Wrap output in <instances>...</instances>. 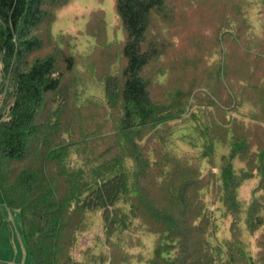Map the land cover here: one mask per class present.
<instances>
[{
  "label": "trees",
  "instance_id": "trees-1",
  "mask_svg": "<svg viewBox=\"0 0 264 264\" xmlns=\"http://www.w3.org/2000/svg\"><path fill=\"white\" fill-rule=\"evenodd\" d=\"M70 1L0 0V230L18 211L34 264H264V0H115L125 40L85 70L50 32Z\"/></svg>",
  "mask_w": 264,
  "mask_h": 264
},
{
  "label": "rangeland",
  "instance_id": "rangeland-1",
  "mask_svg": "<svg viewBox=\"0 0 264 264\" xmlns=\"http://www.w3.org/2000/svg\"><path fill=\"white\" fill-rule=\"evenodd\" d=\"M103 12V31L97 34V30L90 29L91 17L93 12ZM51 35L58 39L60 46H65L63 41H60V37L64 36L67 40V44L71 53L77 58L78 65L85 70V66L91 63L92 59L99 55L101 52L103 55L106 54L108 48L109 54L114 50L115 55L118 54L119 45L125 40L123 26L118 21V15L115 9V0H71L67 5L58 9L56 12V18L51 25ZM103 39V41H102ZM114 48V49H113ZM120 55L114 58L112 62L113 66H117ZM3 82L0 77V114L5 110V98L6 93L2 89ZM67 84H70L67 82ZM86 97H102L101 88L90 87L86 92ZM254 128V127H252ZM251 128V129H252ZM189 130L188 125H179L178 133L171 137L173 148H177L181 151H187L191 147L189 144L184 143V136L186 131ZM253 131V130H252ZM219 156L223 154L222 149L218 150ZM263 156L264 153H261ZM243 164L239 161L234 162L236 170L243 168ZM215 171V168H213ZM257 180L246 182L239 191V198L250 202L251 191L256 185ZM207 202L211 211L215 210V206L212 204L213 199L211 196L206 195ZM4 214L7 217V221L4 224V229L9 230L11 235L10 244L8 243L7 249L2 250V255L10 263L14 264H34L32 255L26 247L24 240V233L22 227L21 215L14 209H4ZM221 213H219L220 215ZM218 215V216H219ZM230 220V219H228ZM221 220L220 240L230 237L229 221ZM91 228L89 233L82 236L79 240L77 250L75 254L85 260V255L80 256L79 251H86L88 255L96 254L102 243L99 239L102 237L103 224L98 213L90 215ZM0 231V236H2ZM259 233H255L252 237L250 233H245L243 238L244 247L248 252L256 254V240ZM146 245L151 246L153 244L154 236L151 234L143 235ZM102 239V238H101ZM229 239V238H228ZM5 264V263H3Z\"/></svg>",
  "mask_w": 264,
  "mask_h": 264
},
{
  "label": "crops",
  "instance_id": "crops-1",
  "mask_svg": "<svg viewBox=\"0 0 264 264\" xmlns=\"http://www.w3.org/2000/svg\"><path fill=\"white\" fill-rule=\"evenodd\" d=\"M3 227L0 230V231H2L1 232L2 236H0V264H3V263L14 264V262H12V261L9 263L8 260L5 259L4 256L2 255V250L4 248L7 249L8 243L10 244V240H11V235L9 234L10 233L9 230L7 228L4 229Z\"/></svg>",
  "mask_w": 264,
  "mask_h": 264
}]
</instances>
